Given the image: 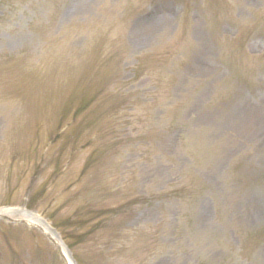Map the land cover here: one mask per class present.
Returning <instances> with one entry per match:
<instances>
[{
  "label": "rangeland",
  "instance_id": "374dc122",
  "mask_svg": "<svg viewBox=\"0 0 264 264\" xmlns=\"http://www.w3.org/2000/svg\"><path fill=\"white\" fill-rule=\"evenodd\" d=\"M50 234L264 264V0H0V264H68Z\"/></svg>",
  "mask_w": 264,
  "mask_h": 264
},
{
  "label": "bare ground",
  "instance_id": "6f19581e",
  "mask_svg": "<svg viewBox=\"0 0 264 264\" xmlns=\"http://www.w3.org/2000/svg\"><path fill=\"white\" fill-rule=\"evenodd\" d=\"M49 228H50L49 226L46 227V228H45L46 231H48ZM49 232H51V231L49 230ZM50 235L53 237V239H55V242H56V243H59V244L61 245V247H62V252H63L64 257L66 258L67 263H68V264H72L70 256L67 255V253H66V251H65V250H66L65 247L59 242L60 240H58V238H56V237L54 236V234H50Z\"/></svg>",
  "mask_w": 264,
  "mask_h": 264
}]
</instances>
